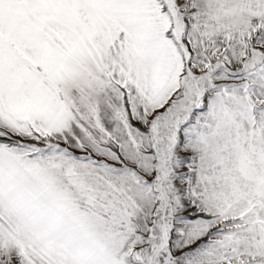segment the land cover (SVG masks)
<instances>
[{"label":"snow or ice","instance_id":"snow-or-ice-1","mask_svg":"<svg viewBox=\"0 0 264 264\" xmlns=\"http://www.w3.org/2000/svg\"><path fill=\"white\" fill-rule=\"evenodd\" d=\"M0 264H264V0H0Z\"/></svg>","mask_w":264,"mask_h":264}]
</instances>
